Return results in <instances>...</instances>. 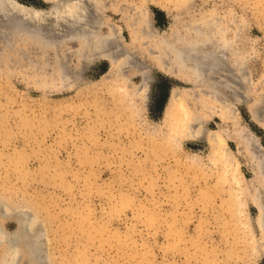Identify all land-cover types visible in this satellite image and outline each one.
<instances>
[{"label": "rangeland", "instance_id": "1", "mask_svg": "<svg viewBox=\"0 0 264 264\" xmlns=\"http://www.w3.org/2000/svg\"><path fill=\"white\" fill-rule=\"evenodd\" d=\"M115 1L120 9L111 1L105 16L129 46L141 0ZM144 8L160 35L196 24L228 35L245 76L240 95L228 96L232 112L204 115L206 97L144 55L153 39L132 52L149 72L145 94L133 92L142 82L135 68L118 76L102 59L68 61L63 48L56 64L51 51L39 53L46 44L36 51L35 39L11 36L7 58L0 54V201L11 213L1 224L13 231V215L35 216L29 237L46 259L34 264H264V189L262 210L249 195L257 160L264 177V0H146ZM22 45L28 57L19 62ZM171 89L183 93L169 116ZM191 114L209 132L227 129L234 179L207 138L179 136ZM250 141L262 152L256 161ZM17 264L31 263L21 254Z\"/></svg>", "mask_w": 264, "mask_h": 264}, {"label": "bare ground", "instance_id": "2", "mask_svg": "<svg viewBox=\"0 0 264 264\" xmlns=\"http://www.w3.org/2000/svg\"><path fill=\"white\" fill-rule=\"evenodd\" d=\"M43 1L50 2V7L47 10H36L14 0H0V54L3 53L4 60L7 58V41L11 36L20 40L22 44L27 38H32L36 42L31 48L37 44L36 51H38L40 46L46 44L47 49L42 48L39 53L44 56L51 51L55 54L56 64L62 61L63 56L61 57L58 52L60 48H63L68 61L72 59L78 63L91 65L102 59L108 62L110 70L118 76H121L119 72L123 68L126 70L135 68L142 82L133 92L145 93L150 77L149 72L147 67L136 66L138 64L132 52L138 45L146 46L147 40L145 39H153L151 45L143 50L144 55L149 54V59L164 74L189 82L192 85L191 94L193 96L196 98L197 95L205 96L207 103L202 102L201 105L204 115H212L217 108L218 115L223 120L232 112L233 108L228 101V96L233 92L235 95L239 94L238 91L241 88L239 82L245 83V76L243 62L238 61L237 58L234 59L231 41L227 34L210 33L211 30L204 31L203 27L196 24L193 28L183 25L181 30L176 32L171 30L160 35L151 26L144 8L146 0H141L137 7H132L135 16L129 30L131 43L129 46H125L118 26L105 16V9L111 1H113L111 4L114 8L120 9L117 1ZM71 43L74 44L73 48L68 45ZM21 48L19 49V62L28 57L23 51V45ZM182 93L177 89L170 90L168 97L170 107L168 106L169 112L167 111L169 116L172 114L171 109L176 102L182 99ZM243 98L244 95L241 94V97L236 99L245 104ZM252 118L257 121V117L253 113ZM186 119L184 118V121L179 125L180 128L177 129L179 136L194 140L207 138L214 158L224 161L225 168L230 174H233L235 167L229 164V152L225 146L224 133L229 134L227 129L207 131L204 127L205 119L202 114L199 116L191 114L188 120ZM239 143L238 141V146L241 145ZM244 143L247 150L251 149L250 143L247 141ZM252 145V150L249 153L256 161L262 152L255 141L252 142ZM258 161L254 163L257 184L250 189L249 195L253 203L262 210L260 189H264V177L260 174L263 171H261L262 165ZM234 177L233 174L232 178L234 179ZM248 191L246 188L245 192L248 193ZM8 209L9 207L0 201V246L4 252L0 264H17L21 254H24L31 264L42 258L46 259L43 256L40 257L37 243L29 237L34 229V223L37 222L35 216L21 219L13 215L16 228L13 231H8L1 224L3 218L11 216ZM39 234L41 235V233ZM21 251L22 253H20Z\"/></svg>", "mask_w": 264, "mask_h": 264}, {"label": "water", "instance_id": "3", "mask_svg": "<svg viewBox=\"0 0 264 264\" xmlns=\"http://www.w3.org/2000/svg\"><path fill=\"white\" fill-rule=\"evenodd\" d=\"M16 2H18V0H16Z\"/></svg>", "mask_w": 264, "mask_h": 264}]
</instances>
